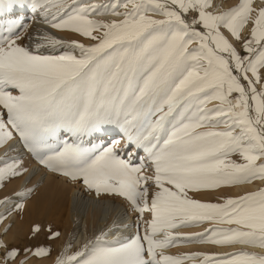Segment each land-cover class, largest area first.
<instances>
[{
	"label": "snow or ice",
	"instance_id": "6c2138e0",
	"mask_svg": "<svg viewBox=\"0 0 264 264\" xmlns=\"http://www.w3.org/2000/svg\"><path fill=\"white\" fill-rule=\"evenodd\" d=\"M18 7L88 42L45 30L24 44L27 25L0 27V146L18 141L47 171L138 214L134 234L101 230L75 249L66 244L53 264H264V252L244 247L264 249V186L216 201L192 195L264 181V4L0 0L9 15ZM106 14L119 19L95 18ZM26 171L6 154L0 185ZM18 200H0L8 205L0 220L23 207ZM199 224L208 226L175 231ZM182 242L232 250L164 251ZM0 249V264H23L20 248L0 240Z\"/></svg>",
	"mask_w": 264,
	"mask_h": 264
},
{
	"label": "rangeland",
	"instance_id": "374dc122",
	"mask_svg": "<svg viewBox=\"0 0 264 264\" xmlns=\"http://www.w3.org/2000/svg\"><path fill=\"white\" fill-rule=\"evenodd\" d=\"M226 1L228 2V4ZM220 2H221L220 0H213V5H214L213 10L214 11H221V10L227 9L237 4L238 0H225L226 4L225 2L223 3L221 2L222 4H225L224 6ZM260 4H264V0H259L257 4L254 3V5H260ZM21 9H26V8L18 7L16 12L13 15H9L7 12V9H5L4 11H0V27L6 26L7 22L10 20L19 21L17 19V13ZM117 18L119 19V17H116V18L114 17V18H109L107 20L117 19ZM99 19H104V18H99ZM26 22L28 21L25 20L24 24ZM250 27H251L250 23L248 25H245V27L242 29V35H247ZM70 37L81 39V42L87 43L86 40H83L82 38L78 37L76 34L71 35ZM25 42L26 41L23 42V39H22L21 43H25ZM103 139L105 141L110 140L108 136H105ZM19 177L20 175L18 177L5 181L3 185H0V200H2L5 196L11 195L12 193L16 192L15 187H17L16 185H17V181ZM55 180L62 181L60 176H56ZM78 183L81 184V182H78ZM261 186H264V181L257 180V181H254L248 184L234 185L231 187L222 188L220 190L202 191L200 193H193L192 195L196 196V198H200L203 200L216 201L224 195L234 196V195L241 194L244 191L256 190ZM43 187H44V184H41L37 186L36 188L35 187L31 188L32 190L31 194L24 197V199L19 202L23 204V207L20 209H16L14 211L5 213L4 218L0 220V240H5L6 242L21 249L16 259L23 260V264H53V260L57 252H59L66 244L70 243L73 249H75L76 247H79L80 245L84 244L87 240L92 239L94 236L98 235L101 230H107L108 228H112V226L111 227L109 226L98 227L95 224L92 225L91 223H89L87 226L80 224L77 228L74 229L72 218L70 217V215H66L68 214V211H66L67 207L63 209L61 217L59 218V221L55 224L53 222V219L57 215V212L53 208H48V206L46 205V197L43 196L44 195L43 193H45L46 190H44L45 188ZM26 189H30V188H26ZM113 198H116L117 200H121V202L132 213V217L136 221V225H137V215L138 214L132 211L129 203L119 197H113ZM0 212H3V211H0ZM12 214L15 215L13 219L11 218ZM36 224L41 225V229H42L38 233H34L32 231L33 226ZM207 226H208L207 224H199V225H193L190 227H184V228H178V229L179 231L181 230L180 232H193V231H202ZM6 227H7V232H5ZM49 227H51L53 230L60 232V237L58 239L48 238L49 237V232H48ZM77 229L79 230L76 232ZM141 232H142V228H141ZM37 246H46V247L50 246L52 248L51 255L34 256L31 254H28L27 259H24L25 253L23 252V249L24 248H35ZM232 247H241V246L235 245ZM244 247H247L250 251L264 252V250H261L259 248H252L251 246H244ZM166 250L167 251L169 250V252H167ZM198 250L199 251L226 252V251H231L232 248L199 244V243L182 242L172 247H169L167 249H164V251L168 254H180V253L198 251ZM2 251L3 249H0V252ZM13 264H15L14 261H13ZM184 264H189V262L185 261Z\"/></svg>",
	"mask_w": 264,
	"mask_h": 264
},
{
	"label": "bare ground",
	"instance_id": "6f19581e",
	"mask_svg": "<svg viewBox=\"0 0 264 264\" xmlns=\"http://www.w3.org/2000/svg\"><path fill=\"white\" fill-rule=\"evenodd\" d=\"M220 1L222 3L225 2V0ZM85 2H91V0H85ZM258 2L259 0H255L254 3L257 4ZM225 4L222 5L224 6ZM95 18H104L107 20L114 17L110 15H103ZM17 19L23 22V24L25 20L28 21L25 23V25H27V32L23 39V42L26 41L24 44L33 43L28 39V37L36 36L38 33H42L45 30L54 32L56 35L63 38H69L71 35H74L73 33L58 32L50 29L43 23L39 14H34L29 8L19 10L17 13ZM111 138L115 137L113 136ZM6 154L8 156H19L23 163V167L27 169L26 172H22L20 174L16 185L17 187H15L16 192H14L17 193L25 190L26 188H36L37 186L44 184L43 188H45L44 190L46 191L43 193V196L46 197V205L48 208H53L57 212V215L53 219L55 224L59 221L63 209L67 207L66 211H68V214L66 215H70L72 218L74 229L80 224L87 226L91 223L92 225L95 224L98 227L112 226V228L115 229L111 232V235L113 236H127L135 233L137 228L136 221L133 219L132 213L121 202V200L108 196L97 198L93 193L88 192L82 183L80 184L78 182L69 181L62 176H60L62 181H56L55 177L59 175L53 174L43 168V166L39 165L38 162L27 152V150L23 149L18 141L14 144V150H8L7 146H0V158H3ZM15 193L8 195V197H10L13 201L18 200V198L14 195ZM23 199L24 198L19 199L18 202ZM7 206L8 205H0V211H4V208ZM14 216L15 215L12 214L11 218L13 219ZM78 230L79 229H77L76 232ZM175 231H179V229ZM167 252H169V250Z\"/></svg>",
	"mask_w": 264,
	"mask_h": 264
}]
</instances>
